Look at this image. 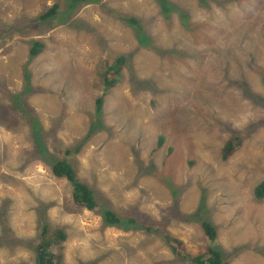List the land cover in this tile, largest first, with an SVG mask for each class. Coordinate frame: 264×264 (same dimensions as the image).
Segmentation results:
<instances>
[{"label": "rangeland", "instance_id": "374dc122", "mask_svg": "<svg viewBox=\"0 0 264 264\" xmlns=\"http://www.w3.org/2000/svg\"><path fill=\"white\" fill-rule=\"evenodd\" d=\"M54 2L59 16L33 20ZM70 3L0 0V102L9 100L3 88L16 93L22 70H30V89L45 84L26 98L32 124L62 125V148L88 131L68 155L80 177L105 196V207L152 228L104 226L103 207L66 211L61 203L71 185L33 155L28 126L4 116L0 264H36L42 214L66 236L63 264H192L170 250L164 234L185 242L191 255L211 244L230 264H264V197L254 193L264 179V105L255 98L264 97V0ZM31 40L44 41L33 58ZM142 49V63L127 65L122 76L112 72L116 81L105 90L99 56L127 59ZM100 90L103 130L90 128ZM234 130L242 142L225 161L220 148ZM39 132L36 139L46 138ZM44 140L58 156L56 137ZM202 219L216 227V240L207 239Z\"/></svg>", "mask_w": 264, "mask_h": 264}, {"label": "trees", "instance_id": "16d2710c", "mask_svg": "<svg viewBox=\"0 0 264 264\" xmlns=\"http://www.w3.org/2000/svg\"><path fill=\"white\" fill-rule=\"evenodd\" d=\"M71 3L69 6H73L75 3L80 2L84 3L87 2L88 0H69ZM96 1V0H92ZM113 9H117L119 11H122L121 8H117V6H114ZM161 12H165L164 10L160 9ZM59 3L54 2L52 5L48 6L47 9L44 12H41L37 17H35L33 20L35 21H47L48 19H51L55 16H59ZM127 16V20L136 23V18L139 20L138 17L135 16H128L127 14L124 15ZM134 17V18H133ZM58 18V17H57ZM182 21V20H181ZM25 22V20H24ZM132 24V23H129ZM193 25V24H191ZM25 26V25H24ZM86 27V25H84ZM28 27V26H26ZM7 31H9V28H6ZM139 31L140 28H138ZM0 32H4V29H2ZM34 41V43L32 42ZM241 40L240 42H243ZM25 42H29L30 40H27ZM71 43V42H70ZM44 44V41L42 40H31V47L29 48L28 51V57H35L37 56L42 50V47ZM174 50V49H172ZM79 51V50H78ZM112 61L108 62L109 59H102L101 61L98 62V69L102 68V71L107 73L109 70H113L114 72L118 73L120 72V67L119 64H121L122 56H116L115 58H111ZM30 60L28 59V62ZM22 64H27V63H21V66L23 67ZM57 73V72H55ZM59 73V72H58ZM64 74V72H63ZM32 72L29 70L27 71L26 68L25 70H22V76L21 78L23 79L21 89L15 91H11V88H3V94H4V89L10 94L9 100L5 103L2 104L0 103V124L3 122L5 123V119L7 116L10 120L9 124L11 122H15L16 124L20 125V122L23 123L24 126H28V130L30 133V137H32V152L33 155L38 160H45V163L49 165V170L52 174L53 177L55 178H64L70 185H71V191L69 197H67V200H62L61 206L66 210V211H76L78 212L80 208L84 207L88 210L91 211H98L100 207H103L102 210V220H103V225L104 226H112V227H120V225L125 224L127 226L130 225V227H143L147 232H150L151 226L146 225V224H140L137 222L135 219L132 217L128 218H122L118 212H116L114 209L111 207H105L104 205L108 204V200H106L105 196L101 194L97 188H95L93 185L89 184L87 181L82 179L79 175V170H78V164L75 161H71L68 158V155H70L73 152H77L81 148V144L83 141L88 139L90 136H88V131L87 133L80 135L81 142H76L74 146H64L58 147L56 145L60 144V139L57 138L58 136L57 133L60 129H62V125L59 123L52 122L50 126L44 132L42 129V126L39 122L33 121L34 124H32V118L31 116L28 115V113L23 110L22 108L27 107L26 104H28L26 98L31 95V93H37L41 92L45 87L43 86L38 87L39 91L35 88L32 87L30 89V84L28 83L31 80ZM105 80L103 83V86L106 90V88L109 85H113L114 82L116 81V78L114 77V74L111 72L109 75L107 74L104 76ZM0 83L2 82V79H0ZM107 83V84H106ZM66 88H69L70 85L67 84L65 85ZM8 89V90H7ZM105 90H100V96L97 98L96 102L98 105V108L96 110V116L94 120L90 122V128L92 127H97L98 130H103L105 129L104 126V120L102 116V103L104 104V98L101 96L105 93ZM30 91V92H28ZM27 93V95H26ZM15 94V95H14ZM255 98L260 101L264 105V97H262L260 94H255ZM25 114L23 115L21 113ZM14 114V116H13ZM27 121V123L25 122ZM21 126V125H20ZM89 128V129H90ZM88 129V130H89ZM42 131L45 133L46 138H37L40 135V132ZM47 131H50L48 133ZM108 131V130H107ZM91 134V132L89 133ZM56 137V143L53 144L54 151L58 154L56 156L49 147H47V141L44 139L50 138V137ZM242 136L238 133H231L229 136L225 139L221 155L223 160H227L230 155L235 152L236 149L239 148L242 142ZM39 141V143H37ZM163 142V137L159 136L157 139V145L160 146ZM254 193L255 196L258 199H261L264 197V179L258 182L257 186L254 188ZM43 202H49L50 200H42ZM50 204L55 203V201H50ZM72 203V204H71ZM47 211V210H46ZM44 212V211H43ZM43 217L40 218L41 222L44 221V225L42 226V229L39 231V236L37 239V243L35 244V263L36 264H63V259L60 257V252L62 244L61 242L66 238L65 234L63 233L62 230H59L58 228H51L48 226V221H46V215L42 214ZM201 227L203 230V233L207 237L208 240H216L217 232H216V227L211 223H209L207 220L202 219L201 221ZM156 229L157 232H160L158 228H153V230ZM164 239L166 242L169 243V248L173 253H176L177 255L181 256L185 261L192 263V264H230L228 260L223 257L222 252L216 248L215 246L208 244L205 247V250L202 252H198L195 255H191L190 252L187 251V247L185 245V242L178 240L176 237L171 236V234H164L163 235ZM96 259H93L95 261Z\"/></svg>", "mask_w": 264, "mask_h": 264}, {"label": "clouds", "instance_id": "9594fccd", "mask_svg": "<svg viewBox=\"0 0 264 264\" xmlns=\"http://www.w3.org/2000/svg\"><path fill=\"white\" fill-rule=\"evenodd\" d=\"M48 7V6H47ZM47 7L44 9V11L47 9ZM124 15H126V14H124ZM139 18V17H138ZM139 20L141 21V20H143L142 18H139ZM9 34V31L7 32V35ZM101 41H103V39H101ZM92 43V42H91ZM90 43V44H91ZM91 45H93V43L91 44ZM112 45H111V43H110V45L108 46V47H111ZM150 49L152 50V48L150 47ZM115 53V52H114ZM128 53L130 54V58H127L126 60L124 59L123 61H121V64H119V67H120V72H119V75L120 76H122V73H123V70H124V68L127 66V65H129V64H131V63H135V64H139V63H142V55L145 53L144 52V49H142V50H139L138 52H134V51H128ZM139 55H140V60H139ZM116 56H118V54H116L115 53V55H113V56H99V58L97 59V61H96V63H95V65L96 64H98V62L100 61V59H101V57H103L104 58V61H105V59H111V58H115ZM132 60V61H131ZM102 70V69H101ZM132 71L133 72H137V74L136 75H139L140 73V70L139 71H137V70H135V69H132ZM111 72H114L113 70H109L108 72H107V74L109 75ZM116 73V72H115ZM103 74V73H102ZM107 74H105V76L107 75ZM136 77V76H135ZM0 78H2V77H0ZM146 84L145 83H142L141 84V87H144ZM4 92H7V91H5V89H4ZM8 95H9V97H10V94L8 93ZM7 101H2V102H0V103H3V104H5ZM23 110H25L27 113L29 112V109L27 108V107H25V108H22ZM21 111V113H22V110H20ZM23 114V113H22ZM23 115H25V114H23ZM29 115V114H28ZM30 116V115H29ZM32 118H35L34 116H31ZM103 120H104V116H103ZM26 122V121H25ZM226 123L228 124V125H230L231 127H233L232 126V123L230 122V121H227L226 120ZM104 125H107L106 123H105V120H104ZM233 128H235V127H233ZM239 129V128H238ZM237 129V130H238ZM237 130H234V131H232L233 133L234 132H236ZM254 136V135H253ZM158 139V138H157ZM164 140L165 139H163V142H164ZM225 141V140H224ZM163 142H162V144H163ZM240 147V146H239ZM221 149V148H220ZM236 151V150H235ZM119 214V213H118ZM122 217V216H121ZM122 218H125V217H122Z\"/></svg>", "mask_w": 264, "mask_h": 264}, {"label": "bare ground", "instance_id": "6f19581e", "mask_svg": "<svg viewBox=\"0 0 264 264\" xmlns=\"http://www.w3.org/2000/svg\"><path fill=\"white\" fill-rule=\"evenodd\" d=\"M87 2H92V0H88ZM87 2H84V3H87ZM77 3H80V2H77ZM114 10H116L117 11V13L119 12V10H117V9H114ZM51 20V19H50ZM140 30H141V32H142V28L140 27ZM61 41V40H60ZM126 59V58H125Z\"/></svg>", "mask_w": 264, "mask_h": 264}]
</instances>
